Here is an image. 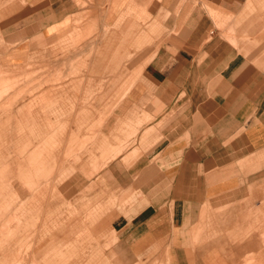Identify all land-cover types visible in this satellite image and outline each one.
I'll use <instances>...</instances> for the list:
<instances>
[{
    "label": "rangeland",
    "instance_id": "1",
    "mask_svg": "<svg viewBox=\"0 0 264 264\" xmlns=\"http://www.w3.org/2000/svg\"><path fill=\"white\" fill-rule=\"evenodd\" d=\"M160 1L124 0L123 19H135L121 22L108 14L113 0H102V23L91 29L98 36L102 30V38L94 40L102 41L109 58H102L98 73L88 69L92 53L72 52L88 38L74 33L71 23L56 38L39 31L26 37L20 21L0 16V264H121L122 256L129 264H165L169 259V232H155L158 240L143 245L129 229H121L150 205L151 216L162 210L156 202L163 199L151 196L162 191V184L148 188L138 181L146 167L137 163L148 150L146 126L153 120L161 124L154 116L164 104L131 100L133 90L154 92L145 78L147 55L137 50H145L148 41L152 45L162 40L164 22L151 20L147 8ZM7 5L8 0H0L1 13ZM247 13L258 10L251 5ZM226 14L216 15L207 38L217 32L227 39L230 31L235 34L230 41L237 45L243 23ZM82 22L75 19V29ZM13 24L8 35L7 26ZM117 30V38L107 37ZM42 49L56 52L57 60L44 65L36 52ZM117 63L126 69L120 85L109 92L113 70L106 67ZM32 151L40 156L34 159L37 164L29 165ZM157 168L163 172L162 166ZM16 185L24 192L14 190ZM225 211L219 214L220 226L227 222ZM210 218L204 206L193 230L199 242L211 240ZM251 224L252 241L260 245L252 246L246 260L237 264H264V214L252 213ZM64 228L66 236H52ZM147 232L144 228L139 233ZM214 237L235 241L227 229L215 230Z\"/></svg>",
    "mask_w": 264,
    "mask_h": 264
},
{
    "label": "crops",
    "instance_id": "2",
    "mask_svg": "<svg viewBox=\"0 0 264 264\" xmlns=\"http://www.w3.org/2000/svg\"><path fill=\"white\" fill-rule=\"evenodd\" d=\"M84 1L86 6L75 0H8L5 14L0 12V16H12L7 22L20 21L26 37L39 31L44 37L56 38L65 23H71L74 33L88 38L78 42L72 52L92 53L88 69L98 73L102 58H109L103 54L109 51L102 50V41L94 40L102 38V30L99 36L93 30L95 23H102V0ZM155 4L148 3L147 8L151 20L164 22L162 40L152 45L148 41L145 50H137L147 55L145 78L155 88L147 94L133 90L131 100L164 104L154 116L162 119L161 124L153 120L146 126L148 150L137 163L146 167L138 181L148 188L162 184V191L151 195L163 199L156 202L162 210L151 216L150 205L121 229H129L131 236L136 235L134 240L145 241L143 245L158 240L155 232H169L165 264H237L246 260L252 246L260 245L252 241L251 215L257 211L264 214V0H205L207 8L204 0H161ZM112 5L108 14L115 21L135 19H123L120 6L124 0H113ZM251 5L258 13H247ZM220 11L243 23L237 30V38L242 39L237 45L231 43L235 34L230 31L227 39L217 32L207 38ZM82 18L83 24L75 29L73 22ZM14 29V24L8 25L6 33L12 35ZM107 37L117 38L118 30ZM36 52L44 65L57 60L54 51ZM110 65L106 70L113 72L107 84L112 92L120 85L126 67ZM174 103L178 106L172 109ZM146 112L152 115L151 110ZM36 156L40 154L30 153L29 165L38 163ZM14 190L24 192L21 185ZM204 206L211 215L209 242H199L193 234ZM224 209L227 222L220 226L219 214ZM144 228L148 232L139 233ZM220 229L229 230L235 241L215 239L214 232ZM67 233L64 228L52 236ZM129 261L120 258L121 264Z\"/></svg>",
    "mask_w": 264,
    "mask_h": 264
}]
</instances>
